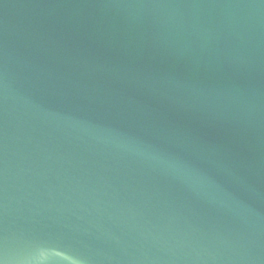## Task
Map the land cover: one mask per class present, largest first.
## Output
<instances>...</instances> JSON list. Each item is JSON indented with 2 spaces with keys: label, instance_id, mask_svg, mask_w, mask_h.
<instances>
[{
  "label": "water",
  "instance_id": "1",
  "mask_svg": "<svg viewBox=\"0 0 264 264\" xmlns=\"http://www.w3.org/2000/svg\"><path fill=\"white\" fill-rule=\"evenodd\" d=\"M0 260L264 264V0H0Z\"/></svg>",
  "mask_w": 264,
  "mask_h": 264
},
{
  "label": "snow or ice",
  "instance_id": "2",
  "mask_svg": "<svg viewBox=\"0 0 264 264\" xmlns=\"http://www.w3.org/2000/svg\"><path fill=\"white\" fill-rule=\"evenodd\" d=\"M56 253H57V257L59 258V251L56 250ZM0 264H3L2 260H0Z\"/></svg>",
  "mask_w": 264,
  "mask_h": 264
}]
</instances>
